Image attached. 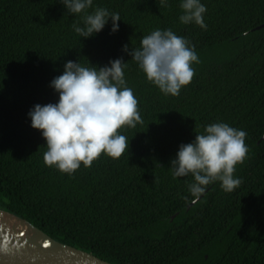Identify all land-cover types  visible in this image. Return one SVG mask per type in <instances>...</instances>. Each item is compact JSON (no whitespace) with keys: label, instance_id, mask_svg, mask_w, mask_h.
Segmentation results:
<instances>
[{"label":"trees","instance_id":"trees-1","mask_svg":"<svg viewBox=\"0 0 264 264\" xmlns=\"http://www.w3.org/2000/svg\"><path fill=\"white\" fill-rule=\"evenodd\" d=\"M202 3L203 27L180 22V0H93L119 13L120 30L110 21L84 40L58 0H0V209L112 264H264V0ZM156 29L185 37L198 55L178 96L163 95L122 52ZM121 56L141 117L120 129L129 152L71 175L47 166L29 110L58 101L49 85L67 60L104 66ZM215 122L247 134L241 184H210L190 207L192 176L168 167Z\"/></svg>","mask_w":264,"mask_h":264},{"label":"clouds","instance_id":"clouds-1","mask_svg":"<svg viewBox=\"0 0 264 264\" xmlns=\"http://www.w3.org/2000/svg\"><path fill=\"white\" fill-rule=\"evenodd\" d=\"M66 14L79 20L70 27L82 39L94 38L111 21V33L120 30L119 13L93 8V0H58ZM185 25L204 26L206 5L202 0H180ZM92 9V11H87ZM146 79L165 96H178L195 75L199 63L195 47L172 29H156L142 36L139 47L122 48ZM90 63V62H89ZM123 56L107 65L83 66L79 60H67L62 74L54 77L50 87L58 94L56 103L36 104L28 112L31 127L41 133L47 166L73 174L81 165L91 167L102 155L121 158L129 152L127 137L120 133L125 126L141 122L138 100L127 87ZM246 132L225 122H215L195 133L190 143L181 144L168 167L174 178L192 176L187 189L198 200L215 182L225 192L241 184L234 175L247 158Z\"/></svg>","mask_w":264,"mask_h":264},{"label":"water","instance_id":"water-1","mask_svg":"<svg viewBox=\"0 0 264 264\" xmlns=\"http://www.w3.org/2000/svg\"><path fill=\"white\" fill-rule=\"evenodd\" d=\"M203 195L200 197V199ZM191 203L190 207L197 201ZM189 207V208H190ZM15 219L18 228L1 219ZM0 264H112L89 252L64 244L29 221L0 209Z\"/></svg>","mask_w":264,"mask_h":264},{"label":"bare ground","instance_id":"bare-ground-1","mask_svg":"<svg viewBox=\"0 0 264 264\" xmlns=\"http://www.w3.org/2000/svg\"><path fill=\"white\" fill-rule=\"evenodd\" d=\"M1 220L3 221L5 220L3 223L7 224L9 227H15V228L19 227L15 219L6 218V219H1Z\"/></svg>","mask_w":264,"mask_h":264}]
</instances>
